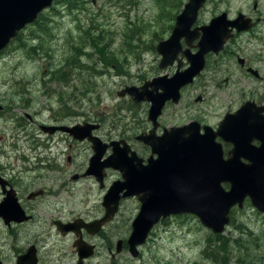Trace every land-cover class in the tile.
Instances as JSON below:
<instances>
[{"label": "rangeland", "instance_id": "rangeland-1", "mask_svg": "<svg viewBox=\"0 0 264 264\" xmlns=\"http://www.w3.org/2000/svg\"><path fill=\"white\" fill-rule=\"evenodd\" d=\"M158 1L160 2L137 0L136 6L122 8L124 1L117 4L115 1L110 3L107 0H84L76 10L55 6L54 10L44 11L46 20L41 24L43 27L40 31L29 27L22 32L19 40L21 43H12L0 53V99L5 101L1 92H20L19 100L22 103L15 114L24 119H27V116L34 118L33 112L41 109L40 115L34 118L37 121L53 124L55 121L52 119L65 123L105 119L108 124L122 125L119 132L115 127L111 133L115 138L122 132L125 136L141 133L146 127L143 121L146 117L145 107L139 104L133 108L135 110L128 109L130 99L118 98L116 94L126 86L138 87L152 77L165 74L171 76L175 71L174 68L164 70L158 68L160 56L156 53L155 47L159 41L169 37L174 22L172 16L174 14L175 17L179 11L174 13L163 4V1L157 5ZM186 2L187 0L184 4ZM240 4L237 0L225 1L222 4L208 3L206 11L202 13L201 22L203 20L207 22L216 6L220 7V11L227 8L231 11L237 9ZM261 10L264 11V0ZM94 25H98V29L94 30ZM85 26L91 28L89 31L94 36L91 38L92 42L83 33ZM125 32L129 37H123ZM96 35L99 46L105 44L106 50L112 51L111 58L104 54L101 56L94 46H89L96 39ZM127 45H132L133 48L130 49ZM32 47H38L35 53H29ZM77 48L88 54L79 58L85 68L64 66L66 64L64 59L67 56L68 59L74 56L73 51ZM262 53L264 54V49ZM214 60L213 58L208 61V67L194 85L182 91V98L177 106L166 109L161 123L170 125L179 122L182 125L191 120L198 121L201 116L203 118L201 120L213 126L219 120L221 112L218 106L224 107L225 104L222 92H215L214 88L209 87L214 84L210 82L211 78H216L215 83L225 86L224 78L233 76L230 77L228 84L230 90L236 85L242 87L246 80L238 79L240 74L235 71L231 61L226 65L215 66ZM51 69L60 70L59 81L48 80L47 75ZM12 80L15 82L10 83ZM238 82L240 84H237ZM250 82L253 87L259 85L254 81ZM206 84L208 85L205 93L211 91L217 98L212 99L210 103L194 102ZM263 91L259 90L260 94ZM52 92L54 95H51ZM58 94H61V98L63 96L61 103ZM71 97L79 99V102L75 105L70 101ZM63 104L67 105L64 111L61 108ZM136 122L141 128L135 133L127 131L128 128L134 127ZM103 131L107 132L106 128ZM37 136L38 139L44 138L40 133H37ZM66 141L70 143L68 139ZM133 143L139 152L140 145L134 140ZM64 147L63 154L57 158V164L61 168L66 166L60 178L50 184L46 180L38 183L40 188L46 187L53 193H58L52 195L49 202L42 204L45 213H38L40 222L35 230L36 232L42 230V237L36 238L40 256L38 264H76L77 257L72 247V237H61L51 225V219L58 217L66 221L83 216L91 220L93 215L98 213L103 196V190L98 188L93 178L83 177L77 182H71L69 179L72 172L80 173L82 169H86L91 155L90 146L87 143L82 145L74 143L72 148L67 145ZM71 149H74L75 155ZM67 153L72 155L69 164L65 163ZM56 156L54 152V158ZM50 174L53 180L59 176L55 170ZM117 177L116 172L111 173L106 181L110 182ZM60 182L64 185L61 190ZM138 209L139 203L135 198H129L120 205L114 222L105 228V233L110 234L109 241H97L101 246L100 255L85 264H215L205 259L202 254L206 238L211 233L193 215L173 216L156 226L150 240L140 248L138 258H132L127 250L116 254L113 250L116 241L128 238L130 223ZM231 216L234 223L229 225L222 235L232 240L236 239L239 232L234 225H242L246 228L244 231L253 233L252 236L259 239V246L250 247L246 259L249 257L248 262L255 259L257 263L259 257H264V214L256 211L249 203H245L243 209H234ZM242 226L240 230L243 229ZM111 244L114 258L107 251Z\"/></svg>", "mask_w": 264, "mask_h": 264}, {"label": "water", "instance_id": "water-1", "mask_svg": "<svg viewBox=\"0 0 264 264\" xmlns=\"http://www.w3.org/2000/svg\"><path fill=\"white\" fill-rule=\"evenodd\" d=\"M52 1L0 0V52L19 31L32 24L39 13L49 8ZM204 1L187 0L175 17L169 37L156 45V53L160 56L158 67L163 69L176 61L178 70L171 77L158 76L146 81L140 88H125L116 94L119 97L129 95L134 103L145 101L150 104L148 121L153 129L148 135L136 137L151 148L146 165H142V160L130 152L123 140L103 143L92 137L88 132L98 125L85 123L83 126L60 128L75 140L87 138L91 143L92 157L85 175H94L101 183L103 169L113 168L122 172V181L114 182L103 198L104 216L83 225L80 220L66 225L57 223L61 234L75 232L78 235L80 227L91 234L97 233L117 212L120 199L137 196L140 208L126 240L129 253L135 258L139 254L137 248L145 244L151 229L161 219L193 215L210 233L221 235L229 225L231 210L234 207L241 209L246 199L256 211L264 214V115L260 116L264 108H260L259 112L254 110L260 114L259 119L246 120L242 118L243 113L254 107L252 103H246L235 113L225 116L216 131L203 127L201 134L200 125L192 122L164 131L161 137L155 135L157 118L164 103L171 101L176 104L180 89L192 83L193 78L204 69L206 55H217L230 37V23L225 14L212 19L207 26L193 28ZM193 42H196L195 46ZM192 48L194 52L190 50ZM182 58L187 67L180 70ZM43 130L54 133L59 127ZM217 137L232 145L226 159ZM253 140L259 142L258 147L251 145ZM107 149H111L112 153L101 162ZM75 246L78 264L93 253V247L81 238ZM120 246L121 241H118L117 252ZM17 264H37L34 247L28 249Z\"/></svg>", "mask_w": 264, "mask_h": 264}, {"label": "flooded vegetation", "instance_id": "flooded-vegetation-1", "mask_svg": "<svg viewBox=\"0 0 264 264\" xmlns=\"http://www.w3.org/2000/svg\"><path fill=\"white\" fill-rule=\"evenodd\" d=\"M225 1L229 2L230 0H205L202 4V7L197 12L193 28L202 27L204 25L207 26L209 25L212 19L218 17L219 15L225 14V19L230 23V25L228 26L230 37L225 41L222 50L217 55L212 53L206 55L204 69L200 72L198 76L193 78L192 83L187 84L180 89L179 101L176 104L172 103L171 101H166L164 103L161 109V113L157 118L158 126L155 130V135L157 137L163 136L164 131H169L171 128L183 127L192 122H196L200 125L199 133L201 134L203 133V127H209L213 131H216L218 124L222 121L225 116L235 113L246 103H252L254 107L252 109L246 110L243 113L242 118L246 120H253L254 118L259 119L260 114H257L255 111L259 112L260 108H264V91L262 92V94H260L259 92V90L261 89L264 90V65H262V63L264 62V54L262 53V49H264V11L261 10L263 0H249L248 3H244L247 0H237V2L241 4L237 9L231 11L228 10L229 8L220 11V7L216 6L215 8H213L214 11L211 12L210 18L207 20V22L204 20L201 22L202 13L206 11V6L208 3L210 4L211 2H213L222 4ZM173 21H175V19ZM172 27L173 25L171 26V30ZM192 44L193 46H195L196 42H193ZM182 45L184 48V43H182ZM190 50L192 52L195 51L194 48ZM213 58L215 59V66L226 65L228 62L231 61L235 68V71L239 72L240 74L238 75V79L246 80L245 84L242 83V87H240V85H238V87L235 84L236 87L230 90L228 84L230 82V77L233 76H228L224 78L223 83L225 86H221L218 82L215 83L214 81L216 80V78H211L210 82L214 84L209 87L214 88L215 92H222V99L225 104L224 107L218 106L221 112L219 120L215 122L213 126H210L204 120H201L203 118L199 115L200 118L198 117V121L191 120L182 125H180L179 122L172 123L170 125H164L163 123H161V119H163L166 109L169 107L177 106V104L181 101L182 91L194 85L196 80L202 76V73L208 67V61ZM186 65L187 63L182 58V68L180 70L185 69V67H187ZM177 66L178 63L175 61L173 65L163 68V70L168 68H174L175 73L178 70ZM165 75L168 77L172 76H169L167 74ZM155 77H152L150 80ZM250 81H254V83L259 85L257 87H253ZM14 82L15 81L12 80L10 83ZM237 84L240 83L238 82ZM142 85L138 87H130L140 88ZM207 85L208 84L203 85L201 93L196 96L194 102L210 103L212 99L217 98V96L212 94L211 91L205 93ZM130 87L126 86V88ZM1 93L2 96L5 98V101L0 99V264H17L18 259L23 256L31 247H34V249L36 250L38 264L40 262V256L38 255L39 247L37 246L38 244L36 242V238L42 237V230L39 232H36L35 230L36 226L40 222L38 213H45L43 212L42 204L45 202H49V199L52 197V195H58V193H53L52 190H48L46 189V187L40 188L38 186V183H42L46 180L48 184H50L52 181L58 180L61 176V173L65 171L66 166H64V168H61L57 164V158L60 154H63L64 146L67 145V147L72 148L74 143H77L78 145L87 143L90 146V149L92 148V145L87 138L83 140H75L68 133L60 131V128H72L77 125L83 126V124L85 123L91 125H98L97 128L91 129L88 132L92 137L100 139L103 143L123 140L129 146L130 152H134L137 158L142 160V165H146L147 159L151 156V148L149 147V145L138 141L136 137L139 135H148L149 132L153 129L152 123L148 121V110L150 108V104L145 101L134 103L133 98L129 95H124L123 97H119L116 95L118 98L128 97L130 99L131 102L128 109L136 108L139 104H142V106L145 107L146 117L143 121L145 122L146 127L141 133L135 136H125L122 135L124 133L122 132L120 136H117L118 138H115L111 135V133L114 132L115 127L118 129L119 132L122 125L119 126L117 123L116 125H113L112 123L108 124L107 120L105 119H95L94 122L90 120L89 122L83 123H65L58 122L57 119H52L53 121H55V123L50 124L47 121L42 122L34 119L40 115L41 109L33 112L34 118L27 116V119H24L23 117L16 116L15 111L20 108V104L22 103L19 100V96L21 95L20 92ZM10 94L11 97H9ZM263 115L264 110L262 111L260 116ZM52 126L59 127V130H56L54 133H49L43 130V128ZM104 128H106L107 132L103 131ZM140 128L141 126H139L136 122L135 126L128 128L127 131L135 133ZM37 133L42 134L44 138L38 139ZM66 138L69 140L70 143L66 141ZM133 140L134 142L140 145L139 152L136 151ZM216 141L221 144L223 150V157L224 159H226L228 157L229 150H231L232 148V145L228 142L221 140L218 137L216 138ZM251 145L258 147L259 142L253 140L251 142ZM54 152H56L57 154L55 158ZM71 152L73 153V155L76 154L74 149H71ZM111 153V149H107L103 159H101V162H103L104 159L107 158V156H110ZM71 157L72 155L67 153V155L65 156L66 164L71 163ZM91 157L92 149L91 155H89L88 158L87 166L85 167L86 169H82L80 173L72 172L70 175L71 178L69 179L71 182H77V180L83 177H91L94 179L98 188L103 190V196L101 204L99 205L98 213L96 215H93L91 220L86 219V217L83 216L71 218L66 221H63L58 217L55 219H51V225L54 226V228L61 237H72V247L74 248L77 257L76 264L79 263V256L77 253V247L75 246V242L79 238H81V240L85 242L88 246L93 247L92 255L87 258H84L81 264L89 263L92 258H95L100 255L99 250L101 249V246L97 241H109L108 237H110V234L108 233L107 235L105 233V228L110 223L114 222L120 205L129 198H135L138 201L137 196H130L120 199L118 203L117 212L114 214L112 219H110L107 223L101 226L100 230L97 233L91 234L83 227H80L78 229V235L75 232L61 234L57 229V223L61 225H66L80 220L81 224L83 225L100 220L105 214V209L102 206L104 196L106 195L108 189L114 182L122 181V172L113 168L103 169V177L101 183L97 181V178L94 175H85V173L88 171L89 160ZM128 157H130V154H128ZM153 158H155V156H153ZM53 170H55L57 172V175H59L54 180L51 179L52 175L50 174L51 171L53 172ZM115 172L118 177L110 182H107L106 180L109 178V175ZM63 187V183L60 182L59 189L61 190ZM225 188H227V185H225ZM245 203H249V201L246 199L243 203V207ZM243 207L241 209H243ZM234 209L241 210L237 207H234L231 210L230 215L232 214ZM170 217H167L166 219ZM134 219H132V221ZM166 219H161L151 229L145 244L147 243V241L150 240V236L153 235V229ZM129 233H131V230ZM126 240L118 239L116 241L114 249L113 244L107 247V251L112 258H114V252L116 254H120L123 250H127V252L129 253ZM118 241H121V248L119 252L116 251ZM144 245H142L141 247H143ZM141 247L137 248L139 254L134 259L139 257ZM112 249L114 250V252H112Z\"/></svg>", "mask_w": 264, "mask_h": 264}, {"label": "trees", "instance_id": "trees-1", "mask_svg": "<svg viewBox=\"0 0 264 264\" xmlns=\"http://www.w3.org/2000/svg\"><path fill=\"white\" fill-rule=\"evenodd\" d=\"M84 0H53L52 4L49 8H47L46 10H54L55 6H61L67 10H76L78 9V7H80V4L83 2ZM108 2L111 3V1H115L117 4L124 1V3L122 4V8H126V7H131V6H136L137 3H135L137 0H107ZM163 1V4L165 6H168L169 8H171L174 13L177 11H180L181 8L184 5L185 0H160V2H157V5L159 3H161ZM44 10V11H46ZM44 11H42L41 13L38 14L37 18L35 19V21L32 24H29L28 26H26L23 30L19 31L16 35L15 38H13L9 44L12 43H21L19 40L21 38L22 32L24 30H27L29 27L33 28L35 30V28H37L39 31L41 30V28L43 26H41V24L43 23L44 20H46V16ZM172 20H174V14L172 16ZM95 28H93L94 30L98 29V25H94ZM89 27L85 26V31H83V33L86 35L87 39L89 38L90 41L92 42L91 38H94L93 33L89 31ZM123 37H129L127 35V33L125 32ZM96 39H94V42L89 45L90 47H95L96 51L98 50L100 55L102 56L103 54L106 55V57H112L111 54L112 51H107L106 47L107 45L103 44V46H99V44L96 42V40L98 41V37L97 35L95 36ZM24 45V43L22 44V46ZM130 49L133 48L132 45H127ZM87 47V46H86ZM36 48H30L29 49V53H35V49ZM51 49V48H49ZM49 51V50H46ZM51 51V50H50ZM49 51V52H50ZM73 53L75 54L74 56H71L70 59H68V56L64 59V63H66L64 66L70 65L73 67H83L84 64L81 63V60L79 58H82L83 56H88V54L84 51H82L81 48H77L76 50L73 51ZM27 54V52H26ZM47 54V53H46ZM45 54V55H46ZM63 63V62H62ZM106 64V63H105ZM60 73L59 69H51L48 72V80L49 81H59V76L58 74ZM51 95H54V92H52ZM86 95L84 94L83 97H85ZM58 99L59 102H62L63 96L61 98V95L58 94ZM70 101L73 102L75 105L79 102V99L76 100L75 98L71 97ZM62 110L64 111V109L67 108V105L63 104L61 106ZM234 223L232 216L230 215V222L229 225H232ZM228 225V226H229ZM227 226V227H228ZM242 225H234L235 229H238L237 231L239 232V236L236 239H231L230 237L226 238L224 237L222 234L221 235H213L212 233L210 235L207 236L206 241H205V248L202 252L203 256L205 259H208L210 261H212L215 264H264V257L261 256L259 257L257 263L255 262V259H252L251 262H248L247 259H249V257H247V252L248 250L251 248H257V246H259V239L257 237H253V233H251L250 231H244L246 230V228L244 226L242 230H240V227ZM264 234V233H263ZM249 255V254H248ZM254 258V257H253ZM262 261V263L260 262ZM260 262V263H259Z\"/></svg>", "mask_w": 264, "mask_h": 264}]
</instances>
